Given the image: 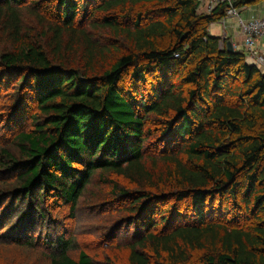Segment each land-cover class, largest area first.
<instances>
[{
  "label": "trees",
  "instance_id": "1",
  "mask_svg": "<svg viewBox=\"0 0 264 264\" xmlns=\"http://www.w3.org/2000/svg\"><path fill=\"white\" fill-rule=\"evenodd\" d=\"M226 8L0 0V70L14 75L11 90L28 88L34 110L16 117V151L0 150L14 177L0 196L26 206L1 207L0 218L20 214L1 239L44 241L31 234L37 221L61 206L72 216L98 172L110 189L96 203L116 199L140 228L122 264H264V72L210 35ZM99 29L106 40H94ZM63 234L47 240L48 264H96L84 250L71 256Z\"/></svg>",
  "mask_w": 264,
  "mask_h": 264
},
{
  "label": "rangeland",
  "instance_id": "2",
  "mask_svg": "<svg viewBox=\"0 0 264 264\" xmlns=\"http://www.w3.org/2000/svg\"><path fill=\"white\" fill-rule=\"evenodd\" d=\"M254 9L256 8H251L249 11L253 10L252 12H254ZM260 9H264V3H262ZM20 13L24 18L23 20L32 22L29 20L28 13L24 9H21ZM243 15L241 14L242 17ZM236 21H234L236 23L235 26L234 24L229 25L227 29V33L232 37L234 31L238 32V23ZM217 25L219 26L210 31L211 36L214 35L215 30L219 27L222 29L220 24ZM93 33L94 38H96L94 40L107 39L106 31L99 29V31H93ZM122 40V38H119L120 42ZM1 45L0 40V50L2 49ZM111 57L114 58L115 53L112 52L108 59ZM15 80L14 75L0 70V150L6 147L14 152L16 150L10 140L16 133V130L20 128H16L14 125L16 117L19 118L16 124L24 123V121L27 122L26 116L34 112L32 108V93L27 91V87L20 84L17 86V89L11 90ZM17 108L20 110L19 114L15 112ZM159 145L154 148V153L159 149ZM108 177L114 178L112 175ZM13 187L14 177L11 176L10 169L0 167V193ZM85 189V192L77 201V207L72 216L71 214L69 215L68 206H61L59 209L56 207L51 214L47 215L46 220L48 223L46 225L37 221L40 226H34L31 234L34 237L40 236L44 241L35 243L33 248H23L9 243L14 242V239L10 238L14 237V235H9L6 239L0 238V242L8 241V243H0V264H48V258L45 254L49 252V248L46 242L59 233H64V238L70 239L69 254L71 256H77L80 250H84L91 255L96 264H108V262H112V259L118 260L117 264L124 263L127 252L123 246L125 243L137 239L140 228L127 226V222L121 220L127 216L121 210V206L119 207L116 204V199L110 202L104 201L103 204L96 203L98 197L96 198L95 196L101 194L104 199L105 192H108L110 189L108 182L99 181L98 172L93 175ZM9 201L12 204V210L17 209L21 212L26 207L20 205L17 198L7 195L0 196V210L1 207L4 210ZM32 213L33 219L36 218L37 215L34 214L33 208ZM10 215H14V217ZM19 215L16 214V211H13L6 217L0 218V233L5 232L4 230L7 228V225H15ZM1 216H3V213L0 212ZM195 254L196 252L193 253V256Z\"/></svg>",
  "mask_w": 264,
  "mask_h": 264
},
{
  "label": "built area",
  "instance_id": "3",
  "mask_svg": "<svg viewBox=\"0 0 264 264\" xmlns=\"http://www.w3.org/2000/svg\"><path fill=\"white\" fill-rule=\"evenodd\" d=\"M235 0H205L208 13L212 12L218 4H226V10L222 22L228 16H238V10L234 5ZM240 33L247 48L246 60L249 64L255 65L264 72V46L257 47L258 41L264 40V15L252 16L242 20L238 17ZM258 50V51H257Z\"/></svg>",
  "mask_w": 264,
  "mask_h": 264
},
{
  "label": "crops",
  "instance_id": "4",
  "mask_svg": "<svg viewBox=\"0 0 264 264\" xmlns=\"http://www.w3.org/2000/svg\"><path fill=\"white\" fill-rule=\"evenodd\" d=\"M246 0H236V8L238 10V16H228L227 18L224 19V21L222 22V18H220L219 20L212 22L210 27H209V33L211 35V30L215 29L217 26V24H220L222 26L219 27L218 29L215 30L214 36H219L221 37V39H225V40H231L232 44H233V50H238L241 51L242 53H246L247 52V48L246 46H244V42L242 39V35L240 33V27H239V23L238 21V17H240L242 20L244 19H248L252 16H260V15H264V9H260V6L262 5V3H264V0H259L257 2L254 3H247V2H243ZM238 2H242L239 5H237ZM251 8H256L254 9V12L249 11ZM248 10V11H247ZM198 11L202 14H208L207 8H206V3L205 0H198ZM252 12L251 14H248ZM247 13V14H246ZM241 14H244L243 17L241 16ZM236 21L238 23V32L234 31V35L233 37L231 35H229V33H227V29L229 25L234 24L235 26V22ZM226 41V42H227ZM264 46V40L261 39L260 41H258V45L257 47L261 49V47ZM258 51V50H257ZM246 57V56H245ZM247 62V60H246ZM248 63V62H247ZM260 69V68H259ZM261 70V69H260Z\"/></svg>",
  "mask_w": 264,
  "mask_h": 264
},
{
  "label": "water",
  "instance_id": "5",
  "mask_svg": "<svg viewBox=\"0 0 264 264\" xmlns=\"http://www.w3.org/2000/svg\"><path fill=\"white\" fill-rule=\"evenodd\" d=\"M226 48H227L228 51H232L233 50V44H232L231 40H228L226 42Z\"/></svg>",
  "mask_w": 264,
  "mask_h": 264
}]
</instances>
